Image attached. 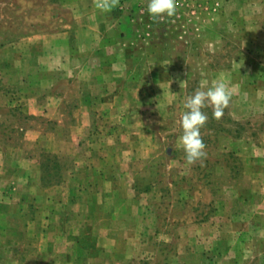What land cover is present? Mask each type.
<instances>
[{
	"label": "crops",
	"instance_id": "obj_1",
	"mask_svg": "<svg viewBox=\"0 0 264 264\" xmlns=\"http://www.w3.org/2000/svg\"><path fill=\"white\" fill-rule=\"evenodd\" d=\"M59 7L68 19L18 21L15 32H0V206L32 202L36 213L22 236L32 237L39 253L54 252L57 261L70 253L66 264H73L81 253L87 264H155L160 244L175 236L160 226L159 199L140 190L156 187V160L164 151L154 147L162 133L145 134L139 119L148 122L146 107L165 109L169 101L159 100L151 79L158 66L133 63L158 55L139 51L146 24L127 18L125 10L102 12L93 0ZM165 152L173 150L166 145ZM64 157H70L67 166ZM48 171L58 175L44 183ZM83 225L95 238L96 254L81 243ZM189 230L184 225L178 240H190ZM188 244L185 252H191ZM170 253L166 264L184 256Z\"/></svg>",
	"mask_w": 264,
	"mask_h": 264
},
{
	"label": "rangeland",
	"instance_id": "obj_2",
	"mask_svg": "<svg viewBox=\"0 0 264 264\" xmlns=\"http://www.w3.org/2000/svg\"><path fill=\"white\" fill-rule=\"evenodd\" d=\"M66 1L0 0V32H15L18 21L49 25L58 16L68 19L69 13L59 7ZM178 3L176 15L161 22L150 18L147 0H120L116 7L125 10L127 18L146 24L142 28L146 42L137 46L141 52L157 53L158 59L135 60L133 64L138 68L158 66L151 79L158 85L159 100L169 101L165 109L146 107L148 122L146 116L139 119L145 124V134L162 133L154 147L164 151L156 160V187L140 190L159 199L155 205L160 226L175 236L160 244L155 264H166L170 250L175 256L184 255V263L175 260V264H264V0ZM221 77L233 92L230 105L219 120L213 118L211 107L203 109L208 115L201 129L207 155L189 166L178 145L185 98L193 95L202 81L210 85ZM141 79L147 88L146 77ZM182 81L185 86L180 88ZM146 93L151 101L154 93ZM166 145L174 154L167 155ZM51 157L46 156L48 160ZM70 163V157L62 159V165ZM56 175L58 172L48 171L42 181L50 183ZM0 191L4 192L3 188ZM22 202L1 203L0 264H66L70 253H63L57 261L54 252L39 253L33 238L22 236L23 226L36 213L32 202ZM12 222L17 226L7 235L3 229ZM184 225L190 226V240L182 243L178 236ZM82 231L81 243L96 254L95 238L87 234L86 225ZM18 241V246H7ZM186 244L191 252H185ZM81 255L75 253L73 264H87Z\"/></svg>",
	"mask_w": 264,
	"mask_h": 264
},
{
	"label": "clouds",
	"instance_id": "obj_3",
	"mask_svg": "<svg viewBox=\"0 0 264 264\" xmlns=\"http://www.w3.org/2000/svg\"><path fill=\"white\" fill-rule=\"evenodd\" d=\"M93 3L100 11L111 12L119 6L120 0H93ZM178 7V0H147V13L157 22L163 21L165 17H174ZM185 81L180 83V88L185 86ZM232 95L229 83L221 77L212 81L210 85L207 81H202L194 94L185 98L183 107L186 111L180 115L182 135L179 137L178 145L185 153L187 165L192 166L206 159V144L201 136V129L207 124L208 115L203 109L211 107L213 118L219 120L224 110L229 107Z\"/></svg>",
	"mask_w": 264,
	"mask_h": 264
}]
</instances>
